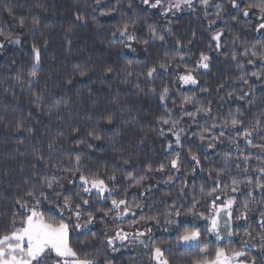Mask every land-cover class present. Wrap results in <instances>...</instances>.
<instances>
[{"label":"snow or ice","instance_id":"obj_1","mask_svg":"<svg viewBox=\"0 0 264 264\" xmlns=\"http://www.w3.org/2000/svg\"><path fill=\"white\" fill-rule=\"evenodd\" d=\"M94 5L92 12H99L100 16L114 13L122 16L106 41L108 46L121 47V57L125 50L136 53L137 44L143 45L145 53L157 41L160 47L168 44L174 35L171 17L185 9L206 22V50L198 51L193 60L189 47L197 39L193 31L187 43L181 38L175 39L174 54L165 52L162 58L140 71L133 70L129 61L117 74L122 84L132 83L130 78L135 77V95L155 96L159 101L149 132L160 138L165 153L163 162L156 166L147 163L141 171H135L132 156L122 153L119 162L114 161L111 168L91 166L92 156L85 148L95 150L98 145L94 142L105 140L101 134L103 125L114 124V113H102L98 119L89 116L88 120L94 123L83 128L69 124L65 132L63 124L73 113L67 104L59 100L48 103L45 96L51 75L42 78V48H47L48 41L30 45V63L16 73L13 86L28 94L36 110L46 112L49 120L55 115L60 124L53 135L50 124L42 133L33 124V111L14 119V132H26L33 139L40 134L42 139H48L46 147L32 146L30 169L16 186L18 191L12 196L6 218H0V264H113L110 254L129 246L146 250L149 264H171L167 255L171 249L161 246L148 227L161 225V220L165 231L168 226H175L177 248L187 246L185 250H198L191 264H257L258 258L264 264V111L251 119L246 115L254 103L248 99L255 93V85L250 81L254 78L264 82V0H108L107 3L94 0ZM36 7L44 6L37 4ZM3 10L9 16L13 14L11 6L6 5ZM149 14L158 15L163 23L149 22ZM41 19L33 15L29 24L20 17L19 26L27 28L29 33L42 35ZM92 19L97 18L92 16ZM75 21L86 24L87 18L77 12ZM237 26L239 33L255 32L260 40L249 43L242 39ZM95 27L101 25L96 23ZM145 29V35L141 36L139 33ZM72 31V26L65 30L69 46L68 34ZM21 36L22 33L0 27V51L8 45L21 46ZM213 52L230 59L240 74L233 76L231 83L220 81L210 90L201 85L199 75L210 71ZM247 65L255 70H246ZM91 70L76 66L80 77ZM103 71L110 77L116 69L107 65ZM165 76L171 79L165 81ZM72 82V78L67 81L69 85ZM234 85L243 87L237 92ZM185 86L208 94L207 102L197 99L195 92L175 98L177 89ZM261 87L264 90V83ZM213 95L219 100L208 98ZM12 97L16 98V92H12ZM229 100L247 101L249 107L229 105L223 111ZM61 112L66 115L61 116ZM7 123V117L0 114V125L7 126ZM119 135L117 130L108 138L111 145L119 143ZM147 136L145 133L139 143H144ZM67 140H71V147H65ZM211 154L216 155V160L205 163ZM253 161L255 167H252ZM129 165L133 170L127 169ZM154 174H159V179ZM197 176L203 181L198 191L193 183ZM150 179H156L157 185L163 183L176 188L174 196L165 194L166 207L159 215L151 214V206L142 199L153 190V184L146 183ZM132 190H136L135 195ZM145 209L149 210L147 214ZM182 216L205 221L206 236L214 239L205 242L198 227L189 226L180 231ZM240 221L245 222L243 232L238 230ZM97 222L105 228L100 247L94 243L91 249L74 246L73 240L79 235L91 233L95 237L91 226ZM213 243L216 246L210 250ZM254 250L259 257L252 254Z\"/></svg>","mask_w":264,"mask_h":264},{"label":"trees","instance_id":"obj_2","mask_svg":"<svg viewBox=\"0 0 264 264\" xmlns=\"http://www.w3.org/2000/svg\"><path fill=\"white\" fill-rule=\"evenodd\" d=\"M107 2L108 0H105V3ZM37 4H42L44 7L38 8L36 7ZM6 5L11 6L13 9L11 16L3 10ZM93 7H95L94 0H0V27H3L6 31L22 33L21 39L23 41L19 47L8 45L3 51H0V114L5 115L8 121L7 126L0 125V218H6V213L11 206L12 196L18 191L16 186L20 184L22 177L26 178L32 159L30 155L33 151L32 146L46 147L48 139L47 137L42 139L40 134H37L33 139L26 132H14L12 130L14 119L27 116L29 111H33V124L40 128L41 133L45 126L50 124L53 135L60 124L55 119V115L49 120L46 112L41 113L36 110L28 94L26 92L21 93L19 87L13 86L16 73L21 68L26 69L30 63L29 53L32 43L43 40L48 41L47 48H42V78L51 75V79L48 80L46 86L45 96L48 103L59 100L62 104H67L69 110L73 113L71 118L63 124L65 132L68 131L69 124H78L83 128L88 123H94V120H88L89 116L98 119L102 113H114V124L103 125L104 131L101 134L105 136V140L94 142L98 145L95 150L85 148V152H90L92 156L91 166L102 169L107 165L111 168L114 161L119 162L118 157L121 153L125 156H132L135 171H141L147 163L156 166L159 162H163L165 153L162 150L160 138L149 132L152 127L150 122L153 115L158 112L159 101L157 97L135 95V77L130 78L132 83L122 84L116 76L129 61H132L133 70L140 71L156 59L162 58L165 52L174 54L175 39L181 38L184 43H187L193 31L196 32L197 39L189 47L192 49L194 60L198 51L206 50V22L202 18H197L198 14H193L186 9L177 13L175 17H171L174 35L169 38L168 44L160 47V42L157 41L149 47L148 53L143 51V45L137 44L135 45L136 53L125 50V55L121 57V47L119 45L108 46L106 41L110 39L109 33L118 26L122 16L115 13L112 16H100L99 12H92ZM77 12L87 18L86 24L75 21ZM33 15H39L42 18V35L41 33H29L27 28L21 29L19 26L20 17L25 18L26 22L30 24ZM92 16H96V21H93ZM225 19L231 23L228 16H225ZM154 21H161V18L158 15H150L149 22ZM96 23H99L101 27H95ZM70 26L73 27V31L68 34V39L71 40L69 46L65 39V30ZM219 26H222V23ZM237 32L239 33V26H237ZM145 33L146 29L139 34L144 36ZM239 34L242 39L248 40L249 43H256L260 40L259 34L255 32H249L246 35L244 33ZM211 55L213 59L210 71L207 74L199 75L201 85L208 86L210 90L214 89L220 81L231 83L232 77L240 74L230 59H225L224 55L214 52ZM12 61H16V63H12ZM192 62L189 61L190 64ZM77 65L92 70L85 77H80L76 73ZM107 65L116 69V72L111 74L110 77L104 75L103 69ZM256 67L258 68L259 64ZM246 70L255 69L252 65H247ZM69 78L73 79L71 85L67 83ZM163 79L166 81L171 77L165 76ZM102 80L104 83H101ZM160 82L158 79L156 84L159 85ZM250 83L255 85V93L248 98L254 102L250 113L246 114L248 119H251L253 115L258 114L260 111H264V90L261 87L264 82L255 81L253 78ZM44 87V84L41 83V88ZM234 87L237 88L238 92L239 87H243V85H234ZM89 90H91V94ZM13 91L16 92L15 99L12 97ZM194 92L197 99L207 102L205 97L208 94L200 93L198 89H192L188 86L178 88L175 92V98L178 99L181 95H192ZM221 95H223V92ZM208 98L214 101L219 100V97L215 95ZM237 104L243 105L244 108L249 107L247 101L229 100L224 104L223 111H227L229 105L234 108ZM65 115L66 112H61V116ZM133 117L136 119L133 120ZM124 121L129 122L125 123ZM117 130L120 132L117 137L119 143L111 145L108 138L112 137ZM145 133H148L147 140L141 144L139 143L140 138ZM65 147H71V140L65 141ZM214 160H216V155L211 154L205 163ZM255 166L256 162L253 161L252 167ZM126 167L128 170H133L131 165ZM22 168L24 169L23 172H21ZM154 175L159 179V174ZM164 179H166V176ZM146 183L153 184V190L147 197L142 199L151 206V214L159 215L166 207L164 200L167 197L165 194L171 193L174 196L176 188L163 183L157 185L156 179H150ZM178 183L179 181H177ZM193 183L197 185L198 191V186L203 181L200 176H197ZM135 191L132 190L133 195H135ZM189 191L191 192V189ZM168 203H171L170 199H168ZM184 203H187V200ZM148 211V209H145L146 214ZM181 220L183 221V227L180 231L189 226L198 227L201 229L202 238L205 242L214 239L206 236L205 221L191 216H182ZM249 223H252V221L250 220ZM244 224L243 221L239 224L238 230L240 232H243ZM234 227H237L235 223ZM160 229L162 231L153 236L157 242L161 243V246L171 249V252L167 254L171 264H191L192 259L198 255V250L188 251L185 250V246L176 247L175 226H168V230L165 231L163 220H161ZM103 232V227L95 226L92 228L95 237L91 233L79 235L78 238L73 240V244L74 246L91 249L94 243L98 248L100 247V241L103 239ZM85 241H88V243L85 244ZM215 246L214 243L211 244L210 250H214ZM252 254L259 257V253L255 250ZM109 258L112 259L113 264H149L146 250L139 246H129V248L122 249L120 252L110 254ZM101 259H103V256H101ZM257 264H260L259 258Z\"/></svg>","mask_w":264,"mask_h":264},{"label":"rangeland","instance_id":"obj_3","mask_svg":"<svg viewBox=\"0 0 264 264\" xmlns=\"http://www.w3.org/2000/svg\"><path fill=\"white\" fill-rule=\"evenodd\" d=\"M185 10H186V9H185ZM241 223H242V221L238 222V224H241ZM95 226L103 227V230L105 231V228H104V225H103V224H98V223H96V224H94V225L91 226V227L93 228V227H95ZM148 227H151V228H152V230H153L152 234H153V235H155L156 233L162 231V229H160V225L158 226V225H155V224H149ZM185 247H187V246H185Z\"/></svg>","mask_w":264,"mask_h":264}]
</instances>
